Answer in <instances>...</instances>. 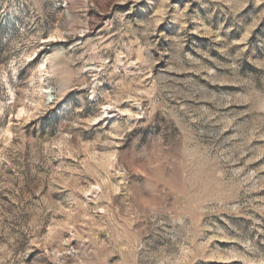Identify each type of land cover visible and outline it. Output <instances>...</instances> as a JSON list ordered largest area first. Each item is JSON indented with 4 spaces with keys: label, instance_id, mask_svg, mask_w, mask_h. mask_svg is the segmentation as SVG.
I'll return each mask as SVG.
<instances>
[{
    "label": "rangeland",
    "instance_id": "obj_1",
    "mask_svg": "<svg viewBox=\"0 0 264 264\" xmlns=\"http://www.w3.org/2000/svg\"><path fill=\"white\" fill-rule=\"evenodd\" d=\"M0 264H264V0H0Z\"/></svg>",
    "mask_w": 264,
    "mask_h": 264
}]
</instances>
